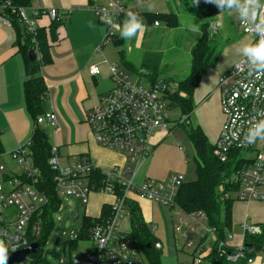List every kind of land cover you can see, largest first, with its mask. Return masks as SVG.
I'll use <instances>...</instances> for the list:
<instances>
[{
	"label": "built area",
	"instance_id": "2783aa9c",
	"mask_svg": "<svg viewBox=\"0 0 264 264\" xmlns=\"http://www.w3.org/2000/svg\"><path fill=\"white\" fill-rule=\"evenodd\" d=\"M147 1L151 0H134L131 5H126L122 0H89L90 9L100 23L101 17L109 15L116 25L126 19L128 12L138 15L137 6ZM12 14L31 36L39 29L40 17L46 16L51 22L61 21L57 9L27 10L0 0V23L11 26L9 15ZM103 25L106 34L102 45H105L112 41L117 28ZM218 26L214 22L209 31L215 34ZM237 27L251 43L259 39L257 34L248 31V26L240 19ZM241 60L224 72L218 81L219 103L224 119L213 145V155L221 164L233 163L231 175L223 179L219 200L264 202V142L257 141L251 145L242 142L251 118H264V77L246 78L248 68ZM92 68H89V74L95 76L97 71L92 72ZM109 74L113 87L99 97L98 104L86 113L84 121L96 145L123 155L126 166L100 170L87 157L72 160L63 157L56 147L50 148L47 161L53 173L55 192L61 200H74L84 207L91 193L113 197L107 221L104 225L91 227L89 231L92 242L90 252L81 259L72 256L70 264H135L139 253L137 245L130 236L120 233L118 226L132 197L173 210L177 217L175 232L183 240L184 247L190 249L194 264L264 262V244L256 249L245 246L244 242L247 236L260 235L259 226L243 224V243L232 247L231 233L219 239L203 214L185 213L175 206L176 195L184 183L182 175L170 173L164 180L148 179L135 184L138 169L153 151V137L157 133L167 135L170 132L171 125L165 113L169 109L166 97L175 91L177 85L145 81V86H141L140 82H132L117 65L109 67ZM43 126H57L53 110L35 118L34 127ZM29 146L30 142L27 141L10 154L20 167L21 176H5L4 182L0 183V241L8 246L9 254L37 244L34 240L41 230L39 217L48 204L47 197L37 188L39 171L31 163ZM3 172L4 167L0 163V173ZM154 248L161 249V244L155 243ZM30 257L26 258L24 264L32 263Z\"/></svg>",
	"mask_w": 264,
	"mask_h": 264
},
{
	"label": "crops",
	"instance_id": "0c3cea01",
	"mask_svg": "<svg viewBox=\"0 0 264 264\" xmlns=\"http://www.w3.org/2000/svg\"><path fill=\"white\" fill-rule=\"evenodd\" d=\"M122 1L126 5H131L134 0ZM155 1L159 0L148 1L144 5ZM184 2L189 6L194 4V0H184ZM142 4L136 8L139 13L175 14L179 19L186 12V9H184L186 6L180 3V0H164L163 5L156 9L150 7L142 8ZM24 8L41 11L57 9L60 12L62 24L57 30L56 42H49L48 53L51 57V63L40 70L41 77L46 86L43 113L53 110L57 117L56 127H41L46 134L49 145L56 147L60 155L69 160L87 157L100 170L108 171L114 167L126 166L123 155L96 145L90 129L84 121L86 113L98 104L99 97L108 92L103 93L107 86L104 85L105 81L103 83L104 87L99 82L103 71L98 65L103 67L105 65L107 77L109 75V78V67L111 65H117L127 74L131 73V66L124 61V57L120 53L119 56L116 55L117 58H115L116 60L113 64L107 63L106 60L100 61L99 57H109L112 60V49L108 45L113 46L118 44L110 41L102 45L106 28L91 11L89 0H29V5ZM228 14H231L230 22L227 21L225 15H220L219 11L217 13L218 18H215V21H213L219 25L216 32L217 35L221 34L222 37H225V42H229L222 48L213 66L207 68L215 79L218 80L224 72L242 59L237 53V48L242 46V44L251 43L249 38L240 34L237 27L239 18L236 13ZM50 23L51 21L46 16L38 19L39 28L45 31L48 30ZM197 23L195 21L192 24L196 26L197 31H189L195 33V37L193 35L189 37L188 32L183 35L181 40H178L175 37L177 36L175 29L172 30L171 27L166 26L164 23H158L157 26L154 24L145 26L144 30L131 40L120 39V42L121 45H146L145 40L148 38L150 45H157L156 48L141 52V67L149 70V68L142 65L143 55L145 53H160L163 57V45H189L188 55H190L191 48L201 35L198 28L199 24ZM116 36L119 37L118 29H116ZM222 37L220 38L221 40L223 39ZM16 39L17 34L15 29L10 25H2L0 23V155L11 154L18 147L24 145L30 139L34 127V121L28 114L25 106L23 96V57L17 52ZM216 39L215 35V41ZM120 58L123 59L126 65L122 64V59ZM93 61H96L97 64ZM162 64L163 58H161L157 73ZM90 67L98 69L95 76L89 74ZM189 72L190 61L189 66L183 65L180 69H173L167 75V80L160 79V82L176 84L177 81L187 77ZM145 76L143 80L148 81L149 75L145 74ZM155 79L156 81L158 80L156 75ZM141 80L142 77H137L136 81L140 82ZM110 81L112 83L111 78ZM213 89L211 94L203 101L208 100L215 93H217L219 99L218 86L215 88V85H213ZM165 136L166 134L157 133L153 137V151L145 162L143 175L140 178V182H137V185L148 179L156 181L164 180L170 171L182 173L183 160L181 149L178 147V150H176L174 146L167 144ZM135 178L137 179V175ZM96 194H99V196H92L87 203L88 207L86 209L88 208V212L85 216L90 218H98L102 206L111 205L113 202V197L110 195ZM131 204L135 206L136 212L140 217L139 228L143 226L140 235L147 233L154 244L157 242L161 244L162 249L163 243L167 242L165 223L171 220V215L174 214L173 210L132 197L127 202L125 212L121 218L123 219L127 216L125 220L126 226L122 225L121 227L120 221L118 225L119 232L128 236H132L134 232L129 211V205ZM231 223L230 233L232 241L230 245L237 247L243 243L241 236L243 224L255 226L264 224V202L232 203ZM146 225H149V230L146 228ZM127 228L129 234L124 233ZM232 231L235 235L232 234ZM137 248L143 254L140 247L137 246ZM161 249H159L160 253ZM223 264L227 263L224 262ZM237 264L243 263L238 262ZM251 264H264V262L254 260Z\"/></svg>",
	"mask_w": 264,
	"mask_h": 264
},
{
	"label": "trees",
	"instance_id": "16d2710c",
	"mask_svg": "<svg viewBox=\"0 0 264 264\" xmlns=\"http://www.w3.org/2000/svg\"><path fill=\"white\" fill-rule=\"evenodd\" d=\"M9 1L13 7H27L29 0H1ZM208 7L198 5L194 7L193 14L198 20L204 19L203 25L199 28L200 38L190 50V72L189 75L177 81L176 89L172 94H168V108L177 106L186 117L181 123L188 121L187 117L192 110V95L193 91L200 82L207 68L212 67L219 55L214 42L215 35L209 34L208 22L213 20L218 13V9L211 3ZM10 14V11H8ZM138 16L142 19L145 26L154 23H164L168 27L178 26V17L175 14H159V13H139ZM11 26L17 34L16 48L17 52L23 57V96L25 106L30 117L35 121V118L43 114V101L46 94V86L41 77L40 70L42 67L51 63V57L48 53L49 42H56L57 30L61 26V21L51 22L48 30L42 28L37 30L33 36L26 33L24 28L18 23L15 15H9ZM121 22V21H120ZM122 23V22H121ZM203 31V32H202ZM120 38L114 36L112 42L121 45ZM116 46V45H115ZM37 53V58L30 61L28 54L30 51ZM160 53H145L142 57V65L150 69L148 81L156 82L155 75L161 61ZM122 59V58H120ZM122 64L126 65L125 62ZM128 68V67H127ZM131 69V67H130ZM187 136L195 152L196 177L193 181L184 182L178 190L175 198V206L185 212H199L206 218L208 226L212 227L219 239H224L226 234L231 231V206L235 201L221 202L219 200L220 192L223 190L222 182L226 176L231 175L233 163L230 161L227 164H221L213 155V145L207 142L206 137L202 134L199 128L189 127ZM29 151L33 166L39 171V183L37 188L48 199L47 206L44 207L39 219L41 221V230L39 236L34 240L39 245L37 254L32 255L31 264H51L46 258V254H51L55 260L60 262L61 256H65V247L68 245V252L71 255L77 249L79 241L90 240V229L95 225H104L110 214V205H104L101 208L98 218H90L83 216L80 231L74 240L63 242V250L61 252L47 251L43 256L42 247L46 244L47 238L53 226L52 217L58 213L62 200L57 196L53 184V173L48 166V158L51 146L47 141L45 132L41 127H33L30 139ZM99 172L98 170L96 173ZM99 177V173H97ZM131 222L134 228L132 240L137 243L143 251L147 264H161L160 252L155 250L150 236L147 233L140 235L143 226L139 228L140 217L136 212L133 204L129 205ZM260 235L247 236L244 238L245 246H254L256 249L261 248L264 244V224L258 225ZM141 236V237H140ZM141 239V240H140ZM144 239V240H143ZM150 245L148 249L146 246ZM71 261V259H70ZM64 262V261H63ZM245 264V262H241Z\"/></svg>",
	"mask_w": 264,
	"mask_h": 264
},
{
	"label": "rangeland",
	"instance_id": "374dc122",
	"mask_svg": "<svg viewBox=\"0 0 264 264\" xmlns=\"http://www.w3.org/2000/svg\"><path fill=\"white\" fill-rule=\"evenodd\" d=\"M144 3L142 4V8L150 7L156 9L163 5L164 0L150 2L146 5H144ZM180 3H183L186 6V8H184L186 9V12L182 17L179 18L178 26L171 27L172 30L175 29V34L177 35L175 37L178 40H181L183 35L190 31L189 28L192 24H194L195 21H197V24H199L198 28H200L206 21H204V19H197V17L194 15L195 13L193 14V12H195L194 7L198 5H203V7L209 6L208 3H205V0H194V4L190 6L186 5V2H184V0H180ZM220 15H225L227 21H231V14H228V12L220 13ZM215 18L217 19L218 16L216 15L213 20H209V30L210 26L214 24L213 21H215ZM202 34L203 33H201V35ZM192 35L195 37V33L189 32V37H191ZM215 35L217 39L216 41L214 40V42L216 44L218 52L220 53L222 48L229 42H225V37H222L221 34L217 35L216 33ZM221 37L223 38L222 40L220 39ZM145 44L146 45H108V47L112 49L113 54H111L113 55V59L111 60V58L109 57H99L100 61L106 60L107 63L113 64L116 60L115 58H117L116 55L119 56V53L122 54L124 57V61L131 66V73L128 74L130 80L132 82H135L137 80V77H142L140 84L141 86H145V81L143 80L146 77L145 74L150 75L151 72L150 69L146 70L141 67V52L144 50L156 48L157 46L150 45V40L148 38L145 40ZM189 48V45L162 46L163 64L161 65L159 72L156 74L158 82H160V79L167 80V75L171 73L173 69H180L183 65L189 66V61L191 60L190 55H188ZM93 62L97 64L96 61ZM98 67H100V69L103 71L99 82L103 85L105 81L104 85L107 86L105 87V90L103 92L105 93L113 87V84L110 81L109 75L107 77L105 65L104 67L98 65ZM218 81L219 80L215 79V77L211 74L210 70L206 69L205 74L202 76L200 82L193 91V95L191 98L192 110L190 111V114L187 117L188 121H185L180 124V122H182L186 117L183 116V112L177 106H173L165 112L168 122L171 125L169 128V134L165 136V142L174 146L176 150H178V147H180L183 160L182 173L176 171H170L168 173L182 175L184 178V182L192 181L196 177L195 152L187 136L188 128H199L200 131H202V134L206 137L207 142L213 145L216 141L220 127L223 123V116L221 113L217 93H215V95L211 98L209 97L208 100L203 101L214 90L213 85H215V88H217ZM168 84H171V82H169ZM145 162L140 166L141 168L138 169V174L136 173L137 179L135 178V184H137V182H140V178L144 172ZM0 163L4 167V172L0 173L1 184L4 182L5 176H21L20 167L17 165L16 161L12 159L10 153H8L7 155H0ZM4 188L8 187L4 186ZM94 195L99 196V194L91 193L88 197V202L90 201V198ZM105 195L107 196V194ZM86 207H88L87 204L83 207L74 200H66L65 198L62 199V206L59 212L55 213L52 217L53 226L47 238L46 244L42 247L43 256L46 254L47 251L51 252L53 250L57 253H62L63 242L67 240H74L78 236L83 216H85L88 212V208L86 209ZM126 219L127 216L120 220L121 227L122 225L126 226ZM146 228L149 230V225H146ZM176 228L177 217L172 214L171 220L165 223V236L167 242H164L162 245L160 253V263L194 264L191 257V251L190 249L184 247L183 240L175 232ZM124 233L129 234L128 228L124 231ZM232 234L235 235L233 231ZM91 248L92 242L90 240H82L77 243V249L72 252L71 255H69L67 245L65 247V256H61L60 262L55 260L50 253L46 254V258L51 262V264H70V259L72 256L75 259H81L86 253L90 252ZM135 264H147V260L141 252L138 253V257L135 261Z\"/></svg>",
	"mask_w": 264,
	"mask_h": 264
},
{
	"label": "clouds",
	"instance_id": "9594fccd",
	"mask_svg": "<svg viewBox=\"0 0 264 264\" xmlns=\"http://www.w3.org/2000/svg\"><path fill=\"white\" fill-rule=\"evenodd\" d=\"M205 3L213 4L219 9V13H236L240 21L248 26V31L258 35L259 39L254 43H245L238 47L237 53L242 58L241 62L247 65L246 78L264 77V0H205ZM101 22L117 28L122 40H131L145 27L142 19L132 12H128L126 19L119 25L114 24L113 17L109 15L101 17ZM190 30L196 32L197 28L192 25ZM91 70L98 71L95 67ZM249 123L242 142L251 145L264 141V118L253 116ZM8 255V246L0 241V264H6Z\"/></svg>",
	"mask_w": 264,
	"mask_h": 264
},
{
	"label": "water",
	"instance_id": "95a60500",
	"mask_svg": "<svg viewBox=\"0 0 264 264\" xmlns=\"http://www.w3.org/2000/svg\"><path fill=\"white\" fill-rule=\"evenodd\" d=\"M209 34L211 35V39H213L212 31H209ZM28 58L30 61H34L36 59L34 51H30L28 54ZM146 248H149V245L146 246ZM39 251V246L37 244H31L29 248L9 254L7 257L6 264H24L26 261V258L28 256H32L37 254Z\"/></svg>",
	"mask_w": 264,
	"mask_h": 264
}]
</instances>
